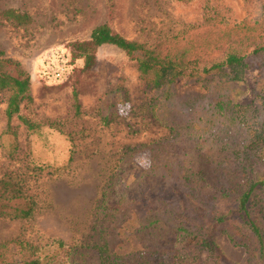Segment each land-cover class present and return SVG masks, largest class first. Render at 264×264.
<instances>
[{"label": "trees", "instance_id": "1", "mask_svg": "<svg viewBox=\"0 0 264 264\" xmlns=\"http://www.w3.org/2000/svg\"><path fill=\"white\" fill-rule=\"evenodd\" d=\"M258 1V19L230 22L207 7L204 22L151 46L128 40L108 23L95 27L87 40L72 43L66 51L71 74L59 83L70 81L79 60L83 69L94 67L98 48L106 44L136 62L149 92V110L172 136L149 144L143 177H161L170 194L141 199L121 192L114 199L108 189L101 195L99 220L126 210L136 213L141 250L115 251L99 222V239L84 244L56 240L47 252L28 241L0 242V264H233L217 244V233L246 249L245 264H264V0ZM0 16L20 24L30 19L15 9ZM1 55L0 91L10 92L11 119L31 100L30 76L19 62ZM252 69L262 89L251 101H237L235 87ZM179 78L203 82L205 94L177 96L173 85ZM115 114L101 113L102 122L109 125ZM19 118L32 131L44 124ZM186 138L189 149L182 148ZM47 169L53 173L51 166ZM21 176L12 172L0 179L1 217L28 219L37 209V195Z\"/></svg>", "mask_w": 264, "mask_h": 264}, {"label": "rangeland", "instance_id": "2", "mask_svg": "<svg viewBox=\"0 0 264 264\" xmlns=\"http://www.w3.org/2000/svg\"><path fill=\"white\" fill-rule=\"evenodd\" d=\"M207 7L230 22L258 19L262 13L258 0H0V13L15 9L30 17L20 24L0 16V52L30 76L31 100L22 103L19 114L44 123L32 131L19 114L9 119L10 92L0 91V179L21 174L38 200L31 218L0 216V242L13 246L15 241H28L47 252L56 240L84 244L99 239L102 222L115 251L143 248L141 224L132 210L99 220L101 195L108 189L114 199L121 192L141 199L149 193L170 194L161 177H143L150 164L149 144L172 136L149 110V92L136 62L106 44L98 48L94 67L83 69L79 60L66 83L48 82L41 72L51 53L69 51L72 43L87 40L101 24L151 46L204 22ZM173 86L179 97L206 92L196 79L179 78ZM261 89L262 80L252 69L233 94L237 101H251ZM113 112L112 122L104 124L101 113ZM187 141H182V148H190ZM61 167L66 169L55 171ZM214 238L233 264L246 263L244 247L226 234Z\"/></svg>", "mask_w": 264, "mask_h": 264}, {"label": "built area", "instance_id": "3", "mask_svg": "<svg viewBox=\"0 0 264 264\" xmlns=\"http://www.w3.org/2000/svg\"><path fill=\"white\" fill-rule=\"evenodd\" d=\"M71 70L67 53L57 51L45 60L41 74L48 82H62L70 76Z\"/></svg>", "mask_w": 264, "mask_h": 264}]
</instances>
